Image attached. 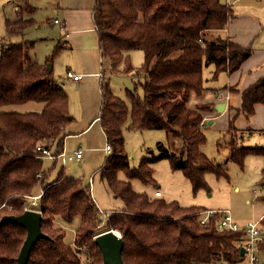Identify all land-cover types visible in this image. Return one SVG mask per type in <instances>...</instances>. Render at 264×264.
<instances>
[{"label":"trees","instance_id":"16d2710c","mask_svg":"<svg viewBox=\"0 0 264 264\" xmlns=\"http://www.w3.org/2000/svg\"><path fill=\"white\" fill-rule=\"evenodd\" d=\"M34 9L24 2L17 17L5 22V33L22 35L34 23ZM23 12L30 16L24 17ZM231 16L232 6L222 0H94L98 48L109 61L110 72L134 70L128 52L139 49L143 54L142 65L135 70L143 75L141 94L134 87L126 89L125 98L120 97L113 93L108 74L102 71L99 77L98 119L111 150L97 171L108 190L122 201L119 209L107 215L103 230H99L100 209L89 184L81 176L66 175L62 167L45 183L44 155L37 149L38 145L53 146L56 156L63 147L64 127L70 119L68 94L54 77L52 59L67 42L57 41L47 59L38 62L30 56L33 41L2 36L0 107L42 103L39 111L0 110V219L21 214L29 195H39L31 208L41 213V230L47 236L31 247L26 264H101L94 236L108 229L121 234L125 264H241L246 257L245 250L241 252L244 229H219V213L201 224L198 211L205 207L136 191L130 182L138 179L155 185L152 163L165 157L196 192L209 187L206 171L229 179L226 163L243 167L250 154L264 160V145H238L242 130L233 117L223 131V137H228V155L216 162L202 149L207 135L201 110L210 105L199 104L195 109L187 105L191 93L204 89V65L212 64V77L217 78L220 72L237 70L252 53L251 45H240L228 37L206 38V31L222 28ZM257 103H264V74L242 89L236 112L249 116ZM126 123L133 130L162 129L181 143L177 146L169 139V144L157 143V156L142 157L131 166L124 147ZM260 172L258 183L264 188V163ZM37 184L41 192L34 194ZM74 220L77 226L68 243L59 221ZM259 223L262 231L264 217ZM25 236V227L13 221L0 224V264H16ZM257 246L264 255V241L259 240Z\"/></svg>","mask_w":264,"mask_h":264},{"label":"crops","instance_id":"0c3cea01","mask_svg":"<svg viewBox=\"0 0 264 264\" xmlns=\"http://www.w3.org/2000/svg\"><path fill=\"white\" fill-rule=\"evenodd\" d=\"M222 1L232 6L233 16L222 28L206 31L205 36L206 34L214 36L213 39L218 36L228 37L240 45L249 44L252 46V53L237 70L230 73L220 72L223 73V80L217 86L209 88L204 86L200 94L191 93L187 105L195 109L199 104H209L208 109L201 110L203 122L207 121L206 125L218 132L225 131L229 119L234 117V122L242 130V134L250 133L251 135L254 132L264 134V103H257L254 112L249 116L237 113L235 109L240 105L242 89L264 74V0ZM30 5L35 7L31 13L34 23L27 27L21 36L24 37L27 33L32 34V37L24 40L33 41L31 50L37 46L44 49L42 62L47 59L57 41H65L68 44L67 47L61 48L52 59L54 77L68 94L70 119L64 127L66 135L63 139L62 150L70 154L81 148L83 155L80 159L63 160L79 161L78 166L85 165L86 168L96 169L108 152L104 148L106 139L98 119L101 102L99 77L102 71L107 75V68L105 59L102 58L98 48V35L92 17L94 0H48L44 5L47 21L40 19L37 15L38 3ZM20 7L21 5H15L16 13L19 12ZM45 22L55 23L56 28L46 25ZM32 60L39 62L38 58H32ZM133 68L136 69V67ZM66 70L80 74V79L74 80L66 77ZM133 71L127 73L131 74ZM208 90H211L213 94H208ZM222 101H226V106L220 113L213 108V105ZM41 108L42 105L37 111ZM48 149L52 152L53 146ZM44 157L52 159L51 163L45 162ZM57 157L43 156V168L47 169L43 179L45 183L51 182L61 167L66 175L74 176L66 171L63 165L57 164L59 160ZM54 170L56 171L53 175ZM91 176L87 178V183L92 178ZM38 188L41 192L40 184ZM155 190L159 189L155 188ZM35 191L36 189H34V194H37ZM159 196H162V192ZM206 209L219 210L220 208ZM257 257L260 261L264 259L262 253L257 252Z\"/></svg>","mask_w":264,"mask_h":264},{"label":"rangeland","instance_id":"374dc122","mask_svg":"<svg viewBox=\"0 0 264 264\" xmlns=\"http://www.w3.org/2000/svg\"><path fill=\"white\" fill-rule=\"evenodd\" d=\"M25 1L29 4L35 3L37 5L38 3L39 8L36 13L40 19H46L45 17L47 13L44 5L48 0H0V40L2 39V36L11 41H21L25 38L32 37L31 33L25 34L24 37L15 34L7 35L5 33V22L7 19L13 20L18 15L15 11V5H22ZM23 15L24 17L30 16L27 12H23ZM45 24L56 28V24L53 22H51V24L45 22ZM206 38L213 39L214 36L206 34ZM128 53L130 55L131 64L133 67H136L131 74L122 71L117 73L110 72L109 61L107 59L105 60L107 74L110 76V86L112 91L123 98H125L126 89L136 87L137 91L140 94L142 93L140 83L143 81V75H141L140 71L135 73V70L141 67L143 62L142 51L139 49H132ZM30 56L33 59L38 58L39 62H42L44 58V49L37 46L30 50ZM118 67L122 69L124 63H120ZM212 74L213 65H204L203 77L204 86L206 88L217 86L223 80V73L218 74L217 78H213ZM208 92V94L212 93L211 90H208ZM41 105V102L26 101L20 104L1 106L0 110L37 111ZM204 131L207 135V142L202 146V149L216 162H223L228 155V148L226 146L228 137H223L224 132L213 130L209 125H206ZM123 134L125 138L124 147L128 153L129 164L131 166H136L142 157L152 155L157 156L159 154L157 146L160 142L165 144L174 143L177 146L181 143L179 139L167 137L165 131L162 129L133 130L127 127V123L123 126ZM249 134L250 133L242 134L238 139V145H264L263 133L254 132L251 135ZM167 139H169V143H167ZM57 158L59 159L57 164L60 163L59 165H63L64 169L71 172L74 176H81L85 183H87V178L93 174L91 176L93 180L92 178L89 179L88 184L91 195L100 209L101 223L99 230H103L105 228L107 215L119 209L122 206V201L119 198L114 197V195L108 190L105 182L100 179L97 168H86L85 165L78 166L79 161L77 162L74 160H65V162L62 156ZM44 161L50 162L52 159L49 160L48 157H44ZM60 161L63 164H61ZM263 161L262 156L250 154L245 157L243 167H239L234 162L226 163L229 179L216 176L212 171H206L204 172V178L209 187L200 188L196 192H193L189 180L180 170H172L170 168L169 161L165 157L157 158L152 163L153 175L156 180L155 185L143 184L138 179H132L130 182L132 188L136 191H145L148 194L153 195V191L156 188L162 192V197L164 199H175L183 205H200L205 208L214 207L215 209H226L229 211L232 221L235 222L239 228L243 229L250 223H259L264 212V199L261 198L264 195V188L258 183ZM55 171L56 170L52 172L53 175L55 174ZM119 177L125 178L122 173L119 174ZM38 187L39 184L34 188L36 189L35 193L39 192ZM30 201L31 199L29 198L28 204ZM59 224L65 230V241L71 243L74 237L75 226H77V220H74L72 223L59 221ZM258 227L262 228L261 223L258 224ZM262 233L264 236V229H262ZM245 240L246 236L241 240L242 244ZM241 264H249L247 256L243 259Z\"/></svg>","mask_w":264,"mask_h":264},{"label":"water","instance_id":"95a60500","mask_svg":"<svg viewBox=\"0 0 264 264\" xmlns=\"http://www.w3.org/2000/svg\"><path fill=\"white\" fill-rule=\"evenodd\" d=\"M48 66L51 67V64L49 63ZM225 106L226 101H222L215 103L213 108L221 113L224 111ZM4 220H10L25 227L26 236L16 257V264H26L31 247L38 239L47 237L41 230V213L37 210L28 209L19 215L2 216L0 224ZM94 241L101 251V264H125L121 255L122 237L116 231L113 229L102 231L94 236ZM241 252L244 253V248H241Z\"/></svg>","mask_w":264,"mask_h":264},{"label":"built area","instance_id":"2783aa9c","mask_svg":"<svg viewBox=\"0 0 264 264\" xmlns=\"http://www.w3.org/2000/svg\"><path fill=\"white\" fill-rule=\"evenodd\" d=\"M55 21H57V20H55ZM65 75H66V77L72 78L74 80H78L81 77L80 74H75L71 70H66ZM104 148H105L106 152H108V153L111 150L110 145L108 143H105ZM37 149L40 150L43 155H48V156H52V157L55 156L45 146L38 145ZM82 155H83V150L81 148H79L70 154L66 153L64 150H61V152L58 153L56 155V157L62 156L63 159H80L82 157ZM154 194L156 196H159L161 194V192L159 190H155ZM38 196L39 195H29V198L31 199V201L29 202V204L28 203L24 204L23 210L32 209L31 206L36 204V200H37ZM215 213H219V218L217 220V227L219 229H224V228L230 229V230H238L239 229L237 224L232 221L230 213L226 209H222V210L203 209V210H200V211H198L199 222L201 224H205L209 220V218L214 216ZM263 217H264V212H263V215L261 216V218H263ZM243 229L245 231V236H246V240L243 244V247L245 250V254L248 258L249 264H264V259L262 261H260L257 257V252H258L257 243L259 240L264 241V236L262 234V231L258 227V222L250 223L247 225L246 228H243ZM117 233L119 235H121L119 232H117Z\"/></svg>","mask_w":264,"mask_h":264}]
</instances>
